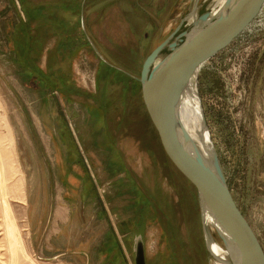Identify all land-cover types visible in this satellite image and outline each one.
<instances>
[{
    "label": "rangeland",
    "instance_id": "1",
    "mask_svg": "<svg viewBox=\"0 0 264 264\" xmlns=\"http://www.w3.org/2000/svg\"><path fill=\"white\" fill-rule=\"evenodd\" d=\"M197 1L0 0V264H104L117 242L136 264L140 234L149 264H214L197 191L167 156L139 80L147 56L213 0ZM198 91L264 248V8L200 66Z\"/></svg>",
    "mask_w": 264,
    "mask_h": 264
},
{
    "label": "water",
    "instance_id": "2",
    "mask_svg": "<svg viewBox=\"0 0 264 264\" xmlns=\"http://www.w3.org/2000/svg\"><path fill=\"white\" fill-rule=\"evenodd\" d=\"M263 5L264 0H234L218 15L206 11L190 24L182 19L147 56L139 79L148 115L167 156L195 187L200 205L206 203L236 247V260L229 264H264V248L233 196L215 147L212 161L207 162L185 141L179 106L193 73L230 45ZM204 230L206 233L205 224ZM142 236L136 238V264H148Z\"/></svg>",
    "mask_w": 264,
    "mask_h": 264
},
{
    "label": "bare ground",
    "instance_id": "3",
    "mask_svg": "<svg viewBox=\"0 0 264 264\" xmlns=\"http://www.w3.org/2000/svg\"><path fill=\"white\" fill-rule=\"evenodd\" d=\"M196 1L197 0H194V2ZM233 1L234 0H213L208 11L212 12V16L218 15ZM200 15L201 13L198 7H195L192 13L186 17V23H192L199 18ZM199 72L200 67L193 73L189 85L181 98L179 118L182 124L185 141L196 154H199L205 161L211 162L213 159L214 147L211 144V134L205 121L202 101L198 91ZM201 208L212 262L214 264H229L227 258L234 262L237 255L236 247L228 232L216 220L210 208L203 201Z\"/></svg>",
    "mask_w": 264,
    "mask_h": 264
},
{
    "label": "crops",
    "instance_id": "4",
    "mask_svg": "<svg viewBox=\"0 0 264 264\" xmlns=\"http://www.w3.org/2000/svg\"><path fill=\"white\" fill-rule=\"evenodd\" d=\"M145 247H146V242H145ZM135 248H136V239L134 240L133 249H132L134 255H135ZM107 251L108 254H106L104 258V264H130L118 242L114 244L112 249L107 248ZM146 256H147V251H146ZM147 263H148V258H147Z\"/></svg>",
    "mask_w": 264,
    "mask_h": 264
},
{
    "label": "built area",
    "instance_id": "5",
    "mask_svg": "<svg viewBox=\"0 0 264 264\" xmlns=\"http://www.w3.org/2000/svg\"><path fill=\"white\" fill-rule=\"evenodd\" d=\"M263 8H264V5H263V7H262L260 13L258 14V16L254 19V21H253L249 26H251V25H253L255 22H257V20H258L260 14L262 13ZM249 26H248V27H249ZM248 27H247V28H248Z\"/></svg>",
    "mask_w": 264,
    "mask_h": 264
}]
</instances>
